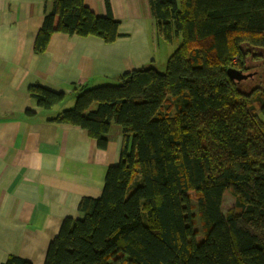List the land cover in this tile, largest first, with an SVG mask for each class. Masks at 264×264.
<instances>
[{
  "label": "trees",
  "instance_id": "obj_1",
  "mask_svg": "<svg viewBox=\"0 0 264 264\" xmlns=\"http://www.w3.org/2000/svg\"><path fill=\"white\" fill-rule=\"evenodd\" d=\"M152 10L166 41L181 38L166 70L86 89L52 119L87 130L102 150L117 125L124 143L102 196L82 199V219L64 220L45 264H264V93L258 113L228 73L248 74L250 49H264V0H153ZM55 33L122 36L111 13L97 16L85 0H55L37 54ZM29 93L44 110L65 99L40 84Z\"/></svg>",
  "mask_w": 264,
  "mask_h": 264
},
{
  "label": "crops",
  "instance_id": "obj_2",
  "mask_svg": "<svg viewBox=\"0 0 264 264\" xmlns=\"http://www.w3.org/2000/svg\"><path fill=\"white\" fill-rule=\"evenodd\" d=\"M152 2L85 0L97 16L111 13L122 36L105 43L55 33L37 54V35L55 0H0V264L10 256L45 264L64 220L82 219V199L102 196L109 168L121 159L120 128L113 125L102 150L87 130L52 119L86 89L117 85L134 70L167 67L181 38L172 52L175 41L160 34ZM34 84L64 93L70 103L39 108L29 93Z\"/></svg>",
  "mask_w": 264,
  "mask_h": 264
},
{
  "label": "rangeland",
  "instance_id": "obj_3",
  "mask_svg": "<svg viewBox=\"0 0 264 264\" xmlns=\"http://www.w3.org/2000/svg\"><path fill=\"white\" fill-rule=\"evenodd\" d=\"M178 45V41L174 42V46H172V52L175 51ZM253 56H250L247 59V66L250 67V71L248 72L247 78L240 79L237 82L240 83V88L243 92L251 95V105L255 111L259 113L261 108L263 93H264V49H250ZM167 54H164V57ZM236 63V60L234 61ZM166 65V64H165ZM158 70L164 72L166 70V66H157ZM70 98H65L61 103L64 105L70 103ZM76 100V98H75ZM72 102V105L75 103ZM137 180V179H136ZM136 185V182H133L132 187ZM131 187V189H132ZM193 205H194V213L196 214V222L199 224L200 216H199V201L198 198L194 195L192 197ZM235 204V198L229 193L226 194L223 200L222 210L224 213L228 212L231 208H233ZM201 229V227H198Z\"/></svg>",
  "mask_w": 264,
  "mask_h": 264
},
{
  "label": "water",
  "instance_id": "obj_4",
  "mask_svg": "<svg viewBox=\"0 0 264 264\" xmlns=\"http://www.w3.org/2000/svg\"><path fill=\"white\" fill-rule=\"evenodd\" d=\"M228 73L230 74V76H232L233 78H236L238 80H240L242 78L246 79L247 75H248V74H242L241 72H237L234 70H229Z\"/></svg>",
  "mask_w": 264,
  "mask_h": 264
}]
</instances>
